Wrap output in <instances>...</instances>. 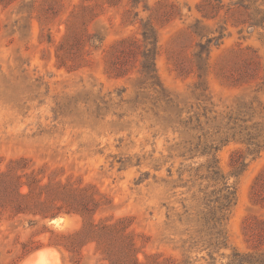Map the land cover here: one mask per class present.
Instances as JSON below:
<instances>
[{
  "label": "rangeland",
  "instance_id": "obj_1",
  "mask_svg": "<svg viewBox=\"0 0 264 264\" xmlns=\"http://www.w3.org/2000/svg\"><path fill=\"white\" fill-rule=\"evenodd\" d=\"M10 165L0 264H264V0H0Z\"/></svg>",
  "mask_w": 264,
  "mask_h": 264
},
{
  "label": "trees",
  "instance_id": "obj_2",
  "mask_svg": "<svg viewBox=\"0 0 264 264\" xmlns=\"http://www.w3.org/2000/svg\"><path fill=\"white\" fill-rule=\"evenodd\" d=\"M145 38H146V34ZM149 34H147L148 36ZM150 37V36H149ZM155 37H152V41ZM129 42L128 39H121L120 43ZM22 175L15 171V167L10 165L6 170H0V208L1 207H12L16 211H20L26 204L23 203V198L27 197L30 193H21V188L23 185H28L31 189V184L28 181L22 180ZM229 196L226 195L228 199ZM97 205V204H96ZM79 213L84 217V223L82 228L75 233L74 240L79 245L90 241H97L100 247L108 251L109 259L112 263L121 264H132L138 259L136 256L133 257L131 262H126V259L121 256H116L110 252L108 240L113 234H115V228L112 225L105 224L103 222L95 223L89 218L90 210L78 209ZM108 242V243H107ZM116 259V260H114Z\"/></svg>",
  "mask_w": 264,
  "mask_h": 264
}]
</instances>
